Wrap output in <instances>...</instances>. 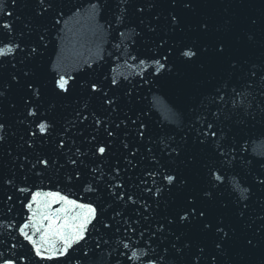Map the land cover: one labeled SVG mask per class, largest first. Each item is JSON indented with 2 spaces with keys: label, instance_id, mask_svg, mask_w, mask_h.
<instances>
[{
  "label": "snow or ice",
  "instance_id": "1",
  "mask_svg": "<svg viewBox=\"0 0 264 264\" xmlns=\"http://www.w3.org/2000/svg\"><path fill=\"white\" fill-rule=\"evenodd\" d=\"M68 2L0 0V264H264V5L88 0L129 74L98 51L78 78ZM190 68L215 83L168 107Z\"/></svg>",
  "mask_w": 264,
  "mask_h": 264
},
{
  "label": "water",
  "instance_id": "2",
  "mask_svg": "<svg viewBox=\"0 0 264 264\" xmlns=\"http://www.w3.org/2000/svg\"><path fill=\"white\" fill-rule=\"evenodd\" d=\"M213 2L219 4L223 3V0H213ZM252 2L255 3L257 11L259 10L260 5H264V0H252ZM74 6H82L81 15H73L75 12ZM87 6L88 0H69L67 7L64 9L66 13L64 19L68 20V24L66 27L63 24L58 26L65 27V31L61 33L63 39L57 42V48L62 49L60 57L62 66L65 67L70 74L76 75L79 78L83 73L78 72L77 69L83 67V62L86 60L93 61V67H96L97 65L94 62L96 54L98 51H102L105 59L99 63L106 72H110L112 68L116 67L118 68L119 73L128 75L129 69L122 65V61L118 66L107 55L109 52H114L112 44L115 43V41L112 40L111 34H105L103 37L97 34L94 24L89 21L87 15L83 13V8H86ZM207 11L215 14L219 9H209ZM27 14L28 13L25 12V15ZM44 23L50 25L51 21L46 20ZM101 23H103V21H101ZM53 36H55V33H53ZM49 54H52L51 44L49 46ZM247 54L250 58H257L260 55V50L259 48H253ZM52 58H56L54 54H52ZM45 59H47V55ZM50 70L51 66L49 65V71ZM86 70L87 69L85 68V71ZM185 71L186 84L184 86L176 89H165L164 91L157 93L162 97L164 103L168 107L175 108V105L184 107L189 104H198L202 95H206L215 83L214 81L209 82L207 77L200 76L194 68L186 69ZM122 78L123 77L121 76V79ZM130 78L133 80L135 79V77ZM165 92H167V95H165ZM153 112L154 115L150 116L153 134L162 135L166 131L164 127L166 122L164 121L163 109H153ZM182 127V124L179 126L176 124H170L168 125L167 130L175 128L176 131L172 132V134L176 135ZM16 130L22 131V129ZM254 146L258 152H264V144L257 142ZM44 184L45 186H49L48 181H44Z\"/></svg>",
  "mask_w": 264,
  "mask_h": 264
}]
</instances>
